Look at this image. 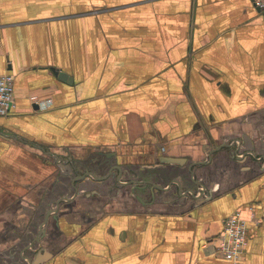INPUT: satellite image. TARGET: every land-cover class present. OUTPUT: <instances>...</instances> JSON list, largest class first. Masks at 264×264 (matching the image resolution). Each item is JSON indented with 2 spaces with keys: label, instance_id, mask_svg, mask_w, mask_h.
<instances>
[{
  "label": "crops",
  "instance_id": "obj_1",
  "mask_svg": "<svg viewBox=\"0 0 264 264\" xmlns=\"http://www.w3.org/2000/svg\"><path fill=\"white\" fill-rule=\"evenodd\" d=\"M0 73L17 102L0 116V264H233L212 243L236 211L240 264H264L252 0H0Z\"/></svg>",
  "mask_w": 264,
  "mask_h": 264
},
{
  "label": "built area",
  "instance_id": "obj_2",
  "mask_svg": "<svg viewBox=\"0 0 264 264\" xmlns=\"http://www.w3.org/2000/svg\"><path fill=\"white\" fill-rule=\"evenodd\" d=\"M254 5L264 12V0H252ZM15 77L11 73H0V116H8L16 109ZM31 100L37 103L36 96ZM255 215H252L254 218ZM248 221L240 211H236L224 220V228L212 243L215 254L240 264L248 243ZM212 242V241H211ZM204 244V248L211 246Z\"/></svg>",
  "mask_w": 264,
  "mask_h": 264
},
{
  "label": "rangeland",
  "instance_id": "obj_3",
  "mask_svg": "<svg viewBox=\"0 0 264 264\" xmlns=\"http://www.w3.org/2000/svg\"><path fill=\"white\" fill-rule=\"evenodd\" d=\"M98 155H99V153H97V152H93V153H91L90 154V156H88L89 158H88V160L86 161V160H84V163L82 164L81 163V161L80 160H78V159H73V160H70V164L72 165V167H73V170L72 171H74L73 172V177H75V175L76 174H78V172L80 171V168H81V171H83V170H85V168L87 167V165H88V163H90V161L93 159H96V158H98ZM63 160V159H62ZM86 161V162H85ZM80 164H82V165H80ZM56 180L58 181L59 179H60V177H61V175H60V173L59 172H57L56 173ZM116 180V179H115ZM115 183H116V181H115ZM115 183H114V187H115ZM71 191V190H70ZM72 191H73V189H72ZM93 191H96L95 189H93ZM46 195V194H45ZM46 199V198H45ZM47 200V199H46ZM44 202H45V200H44ZM52 203V201H50V203H49V205H52L51 204ZM26 239V241H28V238L26 237L25 238Z\"/></svg>",
  "mask_w": 264,
  "mask_h": 264
},
{
  "label": "water",
  "instance_id": "obj_4",
  "mask_svg": "<svg viewBox=\"0 0 264 264\" xmlns=\"http://www.w3.org/2000/svg\"><path fill=\"white\" fill-rule=\"evenodd\" d=\"M54 71L59 74V72L57 70L54 69ZM168 160L171 161V162L180 161L179 159H176V158H168ZM44 251H43V254L38 252V254L35 255L34 258L30 261V264H40V262L44 260V256L47 255V253H48V252L45 253Z\"/></svg>",
  "mask_w": 264,
  "mask_h": 264
}]
</instances>
